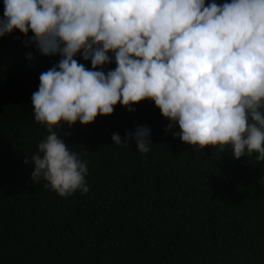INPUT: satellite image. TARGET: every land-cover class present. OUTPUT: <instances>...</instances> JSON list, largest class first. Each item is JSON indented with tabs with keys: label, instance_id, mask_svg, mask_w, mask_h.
<instances>
[{
	"label": "trees",
	"instance_id": "trees-1",
	"mask_svg": "<svg viewBox=\"0 0 264 264\" xmlns=\"http://www.w3.org/2000/svg\"><path fill=\"white\" fill-rule=\"evenodd\" d=\"M3 11L0 0V19ZM25 40L15 29L0 37V264H264V160L181 142L151 100L54 127L87 162L86 194L60 197L33 182L23 161L49 133L34 120L31 95L60 57ZM138 125L150 129L148 152L131 136L113 144V133L123 143Z\"/></svg>",
	"mask_w": 264,
	"mask_h": 264
},
{
	"label": "clouds",
	"instance_id": "clouds-1",
	"mask_svg": "<svg viewBox=\"0 0 264 264\" xmlns=\"http://www.w3.org/2000/svg\"><path fill=\"white\" fill-rule=\"evenodd\" d=\"M3 8L0 37L15 29L25 47L60 57L31 95L34 120L49 133L23 161L33 182L60 197L86 194L87 162L53 129L90 124L118 102L132 112L151 100L188 145H229L233 159L264 160V0H3ZM128 136L149 151V128L111 140L122 146Z\"/></svg>",
	"mask_w": 264,
	"mask_h": 264
}]
</instances>
